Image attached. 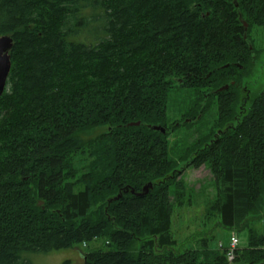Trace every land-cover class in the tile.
Here are the masks:
<instances>
[{
  "label": "trees",
  "instance_id": "obj_1",
  "mask_svg": "<svg viewBox=\"0 0 264 264\" xmlns=\"http://www.w3.org/2000/svg\"><path fill=\"white\" fill-rule=\"evenodd\" d=\"M254 26L264 27V0H0V34L12 38L0 95V264L95 239L104 247L83 264H228L225 248L168 249L177 177L203 164L216 190L207 214L248 232L235 262L264 264V223L256 236L244 222L262 209L264 90L235 117ZM174 85L196 96L184 125L214 102L220 130L178 158L168 153ZM78 154L89 159L80 175ZM148 182L146 194L130 192Z\"/></svg>",
  "mask_w": 264,
  "mask_h": 264
},
{
  "label": "rangeland",
  "instance_id": "obj_2",
  "mask_svg": "<svg viewBox=\"0 0 264 264\" xmlns=\"http://www.w3.org/2000/svg\"><path fill=\"white\" fill-rule=\"evenodd\" d=\"M250 37L253 39V46L256 50L254 53L255 63L249 75L242 79L238 88L236 120H239L248 111L255 96L264 90V27L254 26ZM173 88L167 108L168 141L171 148L168 153L171 157L178 158L194 145L201 134L212 138V136L219 134L217 132L219 129L214 127L217 119L214 102L207 107L201 121L184 125L181 118L191 109L196 96L188 89L177 91L181 88L179 85H174ZM102 130L101 127L91 129L84 137L92 138ZM88 161L86 155L78 154L73 158V165L77 168L78 175L87 172ZM186 163L185 161L180 162L179 167ZM177 180L182 183L183 188L179 189V200L173 201L170 226L171 235L176 243L168 249L174 253H181L187 249H202L205 247L210 251L221 252V248L228 246L231 235L237 237L238 249H243L248 245V232L246 229H242V226L225 228L220 224V219L216 214H207L211 200L216 195L214 180L207 164L198 167H185ZM244 222L256 236L261 233L264 223V194L262 196L261 212L249 215ZM101 247H104L103 240L95 239L88 243L75 245L69 250L61 249L47 254H29V258L34 264H83L84 253L96 251ZM140 248L141 241H135L131 250L133 253H137ZM228 264L245 263L233 260Z\"/></svg>",
  "mask_w": 264,
  "mask_h": 264
},
{
  "label": "water",
  "instance_id": "obj_3",
  "mask_svg": "<svg viewBox=\"0 0 264 264\" xmlns=\"http://www.w3.org/2000/svg\"><path fill=\"white\" fill-rule=\"evenodd\" d=\"M239 19L241 20L242 24L244 25V30L247 28V23L242 20L241 16H239ZM12 45V38L9 35L6 34H0V95L3 93L4 88L6 86V80L7 76L10 70L11 62H10V56H9V50ZM225 66H227L225 64ZM228 85H224L220 87L218 90L226 89ZM138 125L139 122L130 123L129 125ZM152 130H157L162 133L165 132V129L160 125H151L149 126ZM152 187V183L148 182L146 183L139 192H134L132 189H130L131 193H134L135 195H143L148 192V190ZM124 191H128L127 188L124 189ZM121 196V192H119L114 199H117Z\"/></svg>",
  "mask_w": 264,
  "mask_h": 264
},
{
  "label": "built area",
  "instance_id": "obj_4",
  "mask_svg": "<svg viewBox=\"0 0 264 264\" xmlns=\"http://www.w3.org/2000/svg\"><path fill=\"white\" fill-rule=\"evenodd\" d=\"M237 244H238V239L236 236L231 235L229 238V243L228 246L225 247V255L227 258V261L231 262L234 260L235 256H236V250L237 248Z\"/></svg>",
  "mask_w": 264,
  "mask_h": 264
},
{
  "label": "flooded vegetation",
  "instance_id": "obj_5",
  "mask_svg": "<svg viewBox=\"0 0 264 264\" xmlns=\"http://www.w3.org/2000/svg\"><path fill=\"white\" fill-rule=\"evenodd\" d=\"M217 132H219V134L217 136H213V139L220 135V130H217Z\"/></svg>",
  "mask_w": 264,
  "mask_h": 264
},
{
  "label": "bare ground",
  "instance_id": "obj_6",
  "mask_svg": "<svg viewBox=\"0 0 264 264\" xmlns=\"http://www.w3.org/2000/svg\"><path fill=\"white\" fill-rule=\"evenodd\" d=\"M229 263V262H228Z\"/></svg>",
  "mask_w": 264,
  "mask_h": 264
}]
</instances>
